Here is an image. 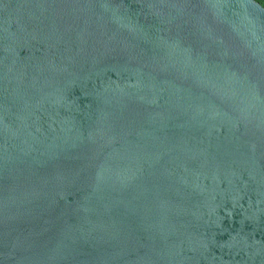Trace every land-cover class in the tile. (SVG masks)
Masks as SVG:
<instances>
[{
  "label": "water",
  "instance_id": "obj_1",
  "mask_svg": "<svg viewBox=\"0 0 264 264\" xmlns=\"http://www.w3.org/2000/svg\"><path fill=\"white\" fill-rule=\"evenodd\" d=\"M0 264H264V6L0 0Z\"/></svg>",
  "mask_w": 264,
  "mask_h": 264
},
{
  "label": "trees",
  "instance_id": "obj_2",
  "mask_svg": "<svg viewBox=\"0 0 264 264\" xmlns=\"http://www.w3.org/2000/svg\"><path fill=\"white\" fill-rule=\"evenodd\" d=\"M256 1L264 6V0H256Z\"/></svg>",
  "mask_w": 264,
  "mask_h": 264
}]
</instances>
